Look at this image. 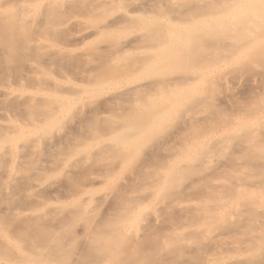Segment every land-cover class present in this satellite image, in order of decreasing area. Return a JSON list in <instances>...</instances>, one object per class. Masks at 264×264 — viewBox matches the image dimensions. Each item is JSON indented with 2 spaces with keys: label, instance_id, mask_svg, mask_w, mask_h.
I'll list each match as a JSON object with an SVG mask.
<instances>
[{
  "label": "bare ground",
  "instance_id": "bare-ground-1",
  "mask_svg": "<svg viewBox=\"0 0 264 264\" xmlns=\"http://www.w3.org/2000/svg\"><path fill=\"white\" fill-rule=\"evenodd\" d=\"M55 1L68 5L73 0H0V26L7 18H10L7 24L16 25L19 16L24 21L31 18L33 22L36 8L54 5ZM119 1H125L121 5L127 6L126 10L119 12V9L117 14L104 20V28L128 21L132 14L133 19L135 14L129 16L130 12L144 14V9H154L157 13H152V20L144 17L145 23L139 32L123 37L119 44L111 42L118 47L111 45L116 48H113L115 52H111L110 42L101 43V47L111 49L107 53L110 58L117 52L141 46V56H138L139 61L143 59L139 69L146 72L152 67L151 75L90 97L91 101L85 105L80 103L79 107L71 103L72 92L63 96L64 88H55L59 79L53 82L54 86L37 81L42 67L39 61L27 63L29 68L24 75L12 73L14 58L18 57L14 41L20 40L8 35L10 40L8 37L3 40L5 36L1 34L5 30L0 27L3 29L0 30V197L29 196L33 202H42H38L40 206L35 202L15 204L7 209L10 217L21 216L19 220L27 217L26 223L22 222L26 225L18 223L17 226L13 224L15 218L0 214V264H125L120 256L131 258L130 253L124 252L129 249L138 256L134 261L141 259L138 263L144 264L141 263L144 259L139 257L146 251L139 252V256L134 245L137 244V249V239L146 236L147 231L143 233V230L165 220L170 224L166 223L167 232H157L168 239L166 245H176L175 251L180 249L177 244L189 249L181 248L187 252L182 254L177 251L185 257L183 261L177 254L179 264H192L193 257H202L204 252L201 256L198 254L201 245H207L206 248L209 245L208 253L212 248L219 253L213 257L206 254L207 258L196 260L199 264H264V0H165L171 1L165 8H159L163 0ZM16 4L30 7L19 15L11 10ZM71 19L69 22L74 26L83 20ZM95 28H84L74 40L82 43L98 32ZM37 44L42 49H52L51 52L62 49L53 48L41 39ZM86 50L82 54L95 52ZM92 55H97L94 59L90 57L93 61L102 57ZM103 57L100 61L107 62L109 58ZM98 113L112 118L113 122L118 118L108 130L102 131L95 124ZM91 168L95 169L91 174L85 173ZM80 171L90 176L89 183L83 184L74 175ZM44 191L53 195H66L70 191L64 199L69 196L73 204L69 203L70 207L75 206L77 211L73 214L69 211L64 216L66 220L60 217L63 220L57 219L52 224L41 223L50 214L41 209L45 208L46 201L38 193ZM55 199L54 202L60 200ZM61 202L58 206L51 202V207L46 202V206L59 208L57 211L62 213L68 204L64 207ZM98 204L127 210L120 214L121 218L116 217L123 221L122 225L119 223L121 230L119 226L106 227L112 224L110 215L100 217V222L98 218V223L91 221L89 216ZM82 212L85 217L77 216ZM93 215L95 218L98 214ZM70 225H75L74 235L79 237L74 251L63 248L67 247L64 230ZM43 230L47 235H43ZM148 230L152 233L156 229ZM131 239H135L133 243ZM157 241L150 249L161 248L165 240ZM203 250L206 249L203 247ZM193 251L198 253L193 256Z\"/></svg>",
  "mask_w": 264,
  "mask_h": 264
},
{
  "label": "rangeland",
  "instance_id": "rangeland-1",
  "mask_svg": "<svg viewBox=\"0 0 264 264\" xmlns=\"http://www.w3.org/2000/svg\"><path fill=\"white\" fill-rule=\"evenodd\" d=\"M32 1V0H31ZM92 0H73V1H68L67 3H68V5L66 4V2L64 3V4H62L60 1V5H58L59 4V2L57 3L56 1H55V3H57V4H55V3H53L54 5H51L50 3L48 4V5H51V6H47V7H45L44 8V6L42 5H38L39 6V8L40 7H42L41 9H39L38 10V8H36V16L34 15V17H33V19H32V21L33 22H31L30 20H31V18H29V21H27L28 19H26V21H24L23 19H21L20 18V16L18 17V20H19V23H18V21L16 20V18H13V20H16V25L14 24V26H13V24H11V22L9 23L8 22V24H7V20H10V18H5L6 19V21L5 20H3V21H5L4 23H3V21H2V23H3V25L2 26H0V27H3L4 28V32H3V34H1V37H4V39L3 40H6L5 38L6 37H12V39H17V40H20V41H14V42H16L14 45L15 46H17V50H16V56H18L17 57V59L16 58H14V64L12 65L13 66V71H12V73H14L16 76L18 75V76H21V75H24L25 74V72L28 70V68H29V64H27V63H32V62H38V63H40L41 64V66L42 67H40L39 68V71H40V73H38V75H39V78L37 79V77H35L36 79H37V81L38 80H40L39 82H42V83H46L47 82V84L49 83V84H51V86H54L53 85V82L55 81V83L56 82H58L59 81V83H56L57 84V87L55 86V88H57V89H61L62 90V88H64L63 89V91H64V93L65 94H63V96H66V95H68V93H70V92H72L71 94H69L70 96L72 95V100H71V103H74V105L76 104L77 105V107H79L78 105L81 103V104H87L89 101H91V99H90V97H95V95H103V94H105L104 92L106 91V93H108L107 91H110V90H114V89H116V88H119V87H123L124 85H128V83H130V82H133L134 80H141V78L142 79H144V78H146V77H149L150 75H151V71H152V67H150L151 69H147L146 70V72H144L145 71V69H139L140 68V64H139V62H141V60L143 59H141L140 61H139V59H140V57L139 56H141V54H139L141 51H139V50H142L141 49V46H133V48L134 49H132V47L131 48H128L127 50L128 51H121V53H118L117 52V54H114V56L115 57H107L108 56V52L109 51H111V49H109V50H107V48H103V47H101V45L103 44V43H109L110 42V44H109V46H111V45H113L114 43H116V44H119L120 43V41H122L121 39H123V37H126L127 38V36H129L131 33L133 34V33H135L136 31L137 32H139L140 31V29L142 28V26L144 25V21H142L143 19L145 20V18H147V19H149L150 18V20H152L154 17V14H152L153 12L155 13H157V11H155L154 9V11L153 10H149V9H144V14H143V11L140 13V11L139 12H130V14H129V16L132 14V13H134L135 15V17L132 19V17H133V14L131 15V19L129 18V20L131 21V23H130V21L128 20H123V21H120V22H118L117 24H115L114 26H107V27H105L104 28V25H105V22H104V20L106 21V19H108V18H110L111 16H114L115 14H117L118 13V11H119V9H120V11L119 12H121V11H124V10H126V7L124 6L125 5V1H122L123 3H124V5H121V4H123V3H121V1H119V0H115L116 2H114L113 3V5H112V2L114 1H112V2H110V3H107V2H105L107 5H105V4H101L100 6L99 5H97L99 2H104L105 0H103V1H96V4L95 3H93L92 4V2L94 1H92ZM108 1V0H107ZM74 2V3H73ZM88 2H90L91 3V7H90V3H88ZM169 2H171V1H169ZM167 3L165 0H163L161 3H159L161 6H159V8H161L162 6H163V8H165L168 4V7L170 6V3ZM24 3V2H23ZM25 3H27V1H25ZM29 3H31V2H29ZM52 3V2H51ZM70 3V4H69ZM18 4H20V3H18ZM22 4V3H21ZM127 4V3H126ZM26 4H24V5H18L17 6V4L15 5L16 7L15 8H17V9H15V8H13V9H11L12 11L13 10H19L20 9V11H18V12H16L15 11V13H19V15H21V12L22 13H24V12H27L29 9H27V8H29L30 6L29 5H27V7L25 6ZM58 5V6H57ZM70 5V6H69ZM98 7H96V6ZM110 5H112V6H110ZM37 6V7H38ZM96 8H95V7ZM104 7V6H106V7H104L103 9H101L102 7ZM110 6V7H109ZM115 6V7H114ZM23 8V9H21V8ZM26 7V8H25ZM67 7V8H66ZM167 7V8H168ZM24 8H25V10L26 11H23L24 10ZM105 8H107V9H105ZM111 8H113V9H111ZM166 8V9H167ZM48 9H50V10H48ZM72 9V10H71ZM99 11H98V10ZM41 10V11H40ZM147 10V11H146ZM38 11V12H37ZM53 11H55V13L53 12ZM117 11V12H116ZM14 12V11H13ZM53 12V13H52ZM59 12V13H58ZM91 12V13H90ZM92 12H93V14H92ZM116 12V13H115ZM41 13H43V14H41ZM58 13V14H57ZM155 13V14H156ZM47 14H49V15H47ZM79 14V15H78ZM81 14V15H80ZM92 14V15H91ZM114 14V15H113ZM84 15V16H83ZM150 15H152V16H150ZM42 16V17H41ZM68 16H69V18H68ZM74 16V17H73ZM77 16V17H76ZM146 16V17H145ZM156 16V15H155ZM26 17V16H25ZM31 17V16H30ZM46 17H50V18H47L46 19ZM65 17V18H64ZM82 17V18H81ZM87 17V18H86ZM145 17V18H144ZM40 19V21H39V19ZM64 18V19H63ZM73 19V18H80V19H83L82 21H80V24L79 25H76V26H74L73 24H71L69 21H70V19ZM49 19V20H48ZM69 19V20H68ZM71 19V20H72ZM46 20V21H45ZM11 21H12V19H11ZM21 21V22H20ZM43 21H45V24H44V22ZM134 21V22H133ZM52 22V23H51ZM54 22V23H53ZM82 22V23H81ZM102 22H104V23H102ZM123 24H122V23ZM127 22H128V24H127ZM141 22V23H140ZM18 23V24H17ZM22 24V26L21 25H19V24ZM25 23H26V25H25ZM28 23H30V24H28ZM39 23V25H37V24ZM126 23V24H125ZM134 23V24H133ZM139 23L141 24V25H139ZM142 23H143V25H142ZM36 24V25H35ZM83 24V25H82ZM86 26H85V25ZM104 24V25H103ZM129 24H131V25H129ZM1 25V24H0ZM7 25H9V26H7ZM11 25V26H10ZM19 25V26H18ZM30 25V26H29ZM99 25H100V27H99ZM103 25V27H101ZM139 25V26H138ZM25 26V27H24ZM36 26H38V27H36ZM52 26V27H51ZM68 26V27H67ZM79 26V27H78ZM140 26H141V28H140ZM33 27V28H32ZM41 27H43V28H41ZM48 27H51L50 28V30H49V28ZM89 27V28H88ZM93 27H97V28H95V29H98V32L95 34V35H92V36H90V37H88V38H86L85 39V41H83L82 43H79V42H77V41H75L74 40V37H75V35H77V34H79V33H81V32H83L84 30V28H85V30L86 29H90V28H93ZM108 27H110V28H108ZM10 28V29H9ZM14 28H16L14 31H12ZM22 28V29H21ZM37 28V29H36ZM46 28V29H45ZM140 28V29H139ZM43 29H45V30H47V31H45V30H43ZM139 29V30H138ZM0 30H3V29H0ZM40 30H41V35H40ZM104 30V31H103ZM45 31V32H44ZM0 32H2V31H0ZM15 33L14 34V36H16L15 38H14V36H12L13 34H11V33ZM19 32H21L20 34H19ZM136 32V33H137ZM44 33H45V35H44ZM47 33H49V34H47ZM74 33V34H73ZM19 34V35H18ZM73 34V35H72ZM131 34V35H132ZM8 35V36H7ZM35 35V36H34ZM130 35V36H131ZM48 36H50L51 38H49ZM8 37V38H9ZM34 37H36V38H34ZM7 38V39H8ZM10 38L8 39V41L10 40ZM28 38V39H27ZM12 39H11V41H12ZM44 40V41H46V42H48L49 43V45L51 46L52 45V47L53 48H57V47H59L61 50H58L57 52H55V51H53V52H51L52 51V49H50V51L48 50V49H42L43 47H41L40 46V44H37L36 45V41L37 40ZM73 39V40H72ZM13 42V43H14ZM26 42V43H25ZM75 43V44H72V43ZM111 42H113V44L111 43ZM12 43V42H11ZM102 43V44H101ZM72 44V45H71ZM115 44V45H116ZM20 45V46H19ZM22 45V46H21ZM69 45V46H68ZM104 45V44H103ZM115 45H113V46H115ZM137 45V44H136ZM26 46V48H23V47H25ZM29 46V47H28ZM31 46V47H30ZM35 46V47H34ZM41 48H40V47ZM98 46L99 47H101L102 49H104V51L102 50V49H99L98 48ZM117 46V45H116ZM115 46V47H116ZM94 47H97V48H94ZM115 47H113V48H115ZM138 47V49H136V48ZM21 48H22V50H21ZM38 48V49H37ZM110 48H112V46L110 47ZM112 48V49H113ZM116 48H118V47H116ZM115 48V49H116ZM20 49V50H19ZM37 49V51H35ZM79 49V50H78ZM83 49L85 50V49H87L86 51H89V50H93V51H95V52H91L92 54H98V55H100V56H105V57H103L104 59H108L107 60V62H101L100 61V59L102 60V57H98L99 59H95L94 61H93V59L94 58H96V56L97 55H95V57L90 53V51L88 52V53H90L89 55L87 54V52H85V54L83 55L82 54V51H83ZM95 49H97V51L98 52H100V53H96V50ZM99 49V50H98ZM115 49H113L111 52L113 53V52H115L116 50ZM41 50H43L42 52H41ZM46 50V51H45ZM54 50V49H53ZM63 50V51H62ZM107 50V52H105ZM115 50V51H114ZM24 51V52H23ZM35 51V52H34ZM60 51H62V53L60 54L59 52ZM81 53H80V52ZM101 51H103V52H101ZM40 52V53H39ZM71 52V53H70ZM125 52V53H124ZM14 53V54H15ZM19 53V54H18ZM29 53V54H28ZM36 53V54H35ZM42 53H44V54H42ZM51 53V54H50ZM63 53H64V55H63ZM70 53V54H69ZM76 53V54H75ZM102 53V54H101ZM38 54V55H37ZM46 54V55H45ZM72 54H74V55H72ZM81 54V55H80ZM111 54V53H110ZM118 54H120V56L118 55ZM37 55V56H36ZM57 55V56H56ZM61 55V56H60ZM78 55V56H77ZM87 55V57H85ZM92 55V56H91ZM139 55V56H138ZM29 56H31V57H29ZM43 56V57H42ZM136 56H138L137 58H136ZM14 57H15V55H14ZM22 57H24V59L22 58ZM29 57V58H28ZM57 57V58H56ZM90 57H94L93 59H91L90 60ZM31 58H33V59H31ZM86 58H87V60H86ZM19 60H21V61H19ZM34 60V61H33ZM49 60V61H48ZM97 60H99V62H101V63H99ZM111 60V61H110ZM23 61V62H22ZM26 61V62H25ZM42 61H44V62H42ZM89 61H91L90 63H89ZM110 61V62H109ZM138 62L137 64L135 63V62ZM153 61H156V59L155 60H153ZM17 62V63H16ZM93 62V63H92ZM98 62V63H97ZM158 62V61H157ZM16 63V64H15ZM22 63V64H21ZM48 63H50V64H48ZM131 63V64H130ZM153 63H155V62H151L150 64H153ZM20 64V65H19ZM34 64H36V63H34ZM97 64H100V65H97ZM139 64V65H138ZM45 65H47V66H45ZM95 65H97V66H95ZM104 66V67H103ZM130 66V67H129ZM133 66V67H132ZM26 67V68H25ZM84 67V68H83ZM86 67V68H85ZM23 68V69H22ZM43 70H42V69ZM48 69V70H44V69ZM96 68V69H95ZM103 68V69H102ZM136 68L138 69V70H136ZM27 69V70H26ZM41 69V70H40ZM82 69V70H81ZM86 69V70H85ZM85 70V71H84ZM125 70H126V72H125ZM25 71V72H24ZM42 71V72H41ZM85 72V73H84ZM122 72V73H121ZM128 72V73H127ZM84 73V74H83ZM99 73H101V74H99ZM126 73V74H125ZM150 73V74H149ZM80 74H82V76L80 75ZM85 74H87V75H85ZM91 74V75H90ZM142 74V75H141ZM149 74V75H148ZM47 75V76H46ZM144 75H146V76H144ZM148 75V76H147ZM45 76V77H44ZM51 76V77H50ZM57 76V77H56ZM35 78H33V80L35 79ZM51 78L52 79H55V80H51ZM63 78V79H62ZM96 78H98V79H96ZM57 79H59L58 81H56ZM95 79V80H94ZM43 80V81H42ZM67 80L69 81V82H67ZM80 80H82V81H80ZM70 81H72V82H74L73 84H71L70 83ZM95 81H98V82H95ZM106 81H108V82H106ZM34 82H36V80H34ZM51 82V83H50ZM62 82V83H61ZM91 82V83H90ZM66 83V84H65ZM99 83V84H98ZM124 83V84H123ZM46 84V85H47ZM71 84V85H70ZM83 84V85H82ZM94 84V85H93ZM70 85V86H69ZM81 85V86H80ZM96 86H98V87H96ZM116 86V87H115ZM86 88V89H83L84 91H82V88ZM88 87V88H87ZM79 88V89H78ZM81 88V89H80ZM98 88V89H97ZM109 88V89H108ZM108 89V90H107ZM71 90V91H70ZM79 91H81V92H79ZM67 92V93H66ZM84 92V93H83ZM89 92V93H88ZM93 92H95V93H93ZM73 93H75V94H73ZM88 93V94H87ZM92 95H91V94ZM87 94V95H86ZM77 95V96H76ZM68 97V96H67ZM74 97V98H73ZM75 97H77V99L75 98ZM89 98V99H88ZM88 100V101H86V100ZM77 101V102H72V101ZM81 101V102H80ZM86 101V102H85ZM83 102H85V103H83ZM150 108V107H149ZM148 108H146L145 109V111L147 112L148 110H147ZM224 110V109H223ZM144 111V110H143ZM142 111V112H143ZM224 111H227L228 112V109H225ZM104 116L105 114H97L96 115V122H95V124L97 125H95L96 126V128L97 129H102V131H104V130H108V127L113 123L114 124V122H115V120H116V118H118V117H115V119H114V122H113V119L112 118H105V116L102 118V117H99V116ZM82 116H84V114L82 115ZM82 116H80V117H82ZM108 116V115H107ZM100 118V119H99ZM98 122V123H97ZM101 122H103V123H101ZM116 123V122H115ZM105 124V125H104ZM107 126V127H106ZM111 127V126H110ZM79 130V129H78ZM81 131V130H80ZM89 136V135H88ZM95 169H97L96 167H94ZM94 169V170H95ZM93 170V168H91L90 170H85V173H87L88 172V175H89V173L90 172H93L94 171ZM97 171V170H96ZM82 172H84V171H80V172H78V175L77 174H74V175H76V177H77V179H79L83 184H86V183H89L90 182V176L89 177H86V176H88V175H86V176H84L85 175V173H82ZM77 173V172H76ZM82 174V175H81ZM91 174V173H90ZM93 174V173H92ZM79 176V177H78ZM92 176V175H91ZM89 178V179H88ZM63 184V183H62ZM45 192V191H44ZM44 192H39L38 194L40 195L39 196V198L41 197L42 199L44 198L45 199V201L46 202H48V204L46 203V202H44L43 204H44V206H45V208L44 207H42L41 209H43V211H45V212H48V213H50V214H46V216H45V218H43V219H45V220H42V221H40L41 223L43 222H45L46 224H52V223H55V222H58L59 220H57V219H61L60 217H64V216H68V212L69 211H71V213L73 214L74 213V210L75 211H77V208L74 206H72V208L70 207V204L71 205H73L72 203H70V201H69V196L67 197V198H65L64 199V197L66 196V195H69V194H71V192L69 193H67L66 195L65 194H63V193H57L56 195L58 196V198L57 199H60L59 201L61 202H64L63 204H65L64 205V207H66V205H67V207L68 208H64L63 209V211H62V213H60L59 211H57V210H54V209H52V208H49L48 209V207H51V202H53L55 205H57L58 204V200L57 199H55V194L53 195V194H51V193H48V191H46L45 193ZM44 194H46V195H44ZM51 195H53V197L51 196ZM60 195V196H59ZM15 196V195H14ZM10 196V198L8 197V198H1L0 197V214H2V215H4V217H6L7 215V217L10 219V218H13V220H14V218H15V223H14V221H13V224H15V225H17V226H22L24 223H26V222H24L25 220H27L28 218L26 217H22V218H24L23 220L21 219V220H19L18 219V217L19 216H16V217H10L11 215H9V214H7V213H9V212H7V211H9V210H7L9 207H13V206H15V204L16 205H22V204H27V203H35V202H37V201H35V202H33L34 200L31 198V197H29V196ZM45 196V197H44ZM56 196V197H57ZM23 197V198H22ZM50 197L51 198H53V199H50ZM12 198V199H11ZM28 198V199H27ZM7 199V200H6ZM25 199V200H24ZM31 199V200H30ZM54 199L55 200H57V201H55L54 202ZM33 200V201H32ZM49 200L51 201V200H53V201H51V202H49ZM15 201V202H14ZM18 201V202H17ZM23 201V202H22ZM43 201V200H42ZM67 203H66V202ZM9 202V203H8ZM25 202V203H24ZM39 202V201H38ZM38 202L36 203V204H38ZM61 202V203H62ZM11 203V204H10ZM39 203H42L41 201L39 202ZM59 204V205H63V204ZM70 203V204H69ZM35 204V205H36ZM46 204L47 205H49L48 207L46 206ZM41 204H38V206H40ZM98 205H100V204H98ZM96 206V208L95 209H93V213H91V215H90V213L88 212L87 213V216L88 215H90L89 216V218L91 219V221L93 220V221H95L96 223H98V222H100V219L102 218V217H104V216H106L107 218H108V216H109V219H111L110 221L112 222V224H110V226H108V225H106V227H111V226H113L114 228L116 227V226H119L120 227V229L119 230H121V227L122 226H120V225H122V222L123 221H121V219L120 220H118L119 218H121V215L120 214H124L127 210L126 209H120L121 207H119L118 209L117 208H106V206L105 205H103V206ZM58 206V205H57ZM52 207H55V206H52ZM38 208H40V207H38ZM104 208V209H103ZM1 209H3V210H1ZM61 210H62V208H60ZM72 209V210H71ZM118 210V213H117V210ZM40 210V209H39ZM39 210H36L38 213H39ZM120 210V211H119ZM4 211V212H3ZM35 211V212H36ZM98 211V213H95V212H97ZM7 212V213H6ZM106 212V213H105ZM108 212V213H107ZM120 212V213H119ZM174 212H176V210L174 211ZM58 213V214H57ZM184 213V212H183ZM5 214H6V216H5ZM63 214V215H62ZM93 214H98V215H96L95 216V218L94 217H92V215ZM102 214H104V215H102ZM115 214H116V216H115ZM118 214V215H117ZM173 215H174V213H172ZM48 215V216H47ZM84 216L85 215V213H83L82 212V214L81 215H78L77 214V216ZM100 215V216H99ZM112 215V216H111ZM177 215V214H176ZM76 216V217H77ZM86 216V217H87ZM94 216V215H93ZM99 216V217H98ZM6 217V218H7ZM21 217V216H20ZM19 217V218H20ZM85 217V216H84ZM101 217V218H100ZM116 217H119V218H116ZM99 218V219H98ZM18 219V220H17ZM29 219L31 220L32 219V217H29ZM63 219H65L66 220V218L64 217ZM63 219H61V220H63ZM99 221H98V220ZM103 219H105V218H103ZM102 219V221H104ZM30 220H28V222L30 221ZM55 220H57V221H55ZM60 220V221H61ZM81 220V219H80ZM98 222H97V221ZM113 220V221H112ZM165 220V219H164ZM20 221V222H19ZM76 221H79V219H77ZM161 221V220H160ZM166 221V220H165ZM163 221V222H161V224H157V223H153L154 225H155V227L154 226H152L151 225V223H150V225L152 226V227H150V228H152V229H156V230H153V232L151 233V230H150V232H149V230L148 229H150L149 227H147L148 229L147 230H143V233L145 232V231H147V233L148 234H150V235H147V233L145 232L144 234L146 235L145 237H142V239H137L139 242V244H138V247H137V249L135 248L136 247V245H134L135 247H134V251L137 253V255H139V254H142V252H144V251H146V252H144V254L145 255H147V256H144V254H142L141 256H144V257H141L140 255V257L139 258H143L144 259V261H142L141 263H144V264H152V263H154V264H169L170 262H172V261H174L173 263H170V264H179V260L180 259H184L185 257L184 256H180V254H178V252H180L181 254H182V252H186V251H182L183 249H181V248H183L184 246L186 247V245H184L183 247H181V246H179L178 244H177V247H180V249H177V251H175L176 250V245H172V243H170L169 245H166L167 244V240L165 239V237L162 235L164 232H167L165 229V227H167V224H168V221ZM22 222H24V223H22ZM30 222H32V221H30ZM49 222V223H48ZM72 223L73 222H75V220L74 221H71ZM110 222V223H111ZM151 222H153V221H151ZM165 222V224H163ZM17 223V224H16ZM18 223H20L19 225H18ZM119 223H120V225H119ZM143 223L145 224V220L143 221ZM143 223L141 224L142 226H143ZM167 223V224H166ZM114 224H115V226H114ZM24 225H26V224H24ZM149 225V226H150ZM162 225V228L160 227ZM168 225H170V224H168ZM141 226V227H142ZM147 226H148V224H147ZM118 227V228H119ZM154 227V228H153ZM158 227H160V228H158ZM32 229H33V226L31 227ZM34 228L36 229L37 228V226L35 225L34 226ZM117 228V227H116ZM42 229V228H41ZM67 229V230H66ZM64 231H65V243H66V245L65 246H69L68 248L67 247H63L64 249H66L67 251H74L76 248H77V246H78V242H79V237L77 236H75L74 234L76 233V227H75V225H70L69 226V228H66ZM145 229H146V227H145ZM34 230V229H33ZM157 230H164L163 232H159V233H162V234H158V232H157ZM37 231V230H36ZM41 231V230H40ZM68 231V232H67ZM42 232V231H41ZM40 232V233H41ZM73 232V234H71V233ZM157 234V235H156ZM43 235L45 236V235H47V233L45 232L44 233V230H43ZM68 235V236H67ZM154 235V236H153ZM70 236V237H69ZM75 236V237H74ZM149 236V237H148ZM163 236V237H162ZM148 237V238H147ZM155 237V238H154ZM162 237V238H161ZM76 238V239H75ZM150 238V239H149ZM152 238V239H151ZM184 238V237H183ZM155 239H156V241H155ZM165 240V241H163V243H162V247H164L165 245V247H164V249L161 247V248H158L157 249V247L154 249V250H152V249H150V248H152L151 246L153 245V247H154V244H155V242H158L157 240ZM76 241V243L74 242V241ZM78 240V241H77ZM132 240V239H131ZM135 240V239H134ZM134 240H132V243H133V241ZM144 240V241H143ZM149 240V241H148ZM153 240V241H152ZM69 241V242H68ZM71 241V242H70ZM181 241V240H180ZM182 241H184V240H182ZM186 241V240H185ZM185 241H184V243H185ZM128 242V241H127ZM126 242V243H127ZM144 242H146V244H144ZM160 242V241H159ZM69 243H73L72 245H70ZM78 243V244H77ZM128 243H130V241L128 242ZM128 243H127V245H128ZM131 243V244H132ZM150 243V245H148V244ZM180 243V242H179ZM182 244H183V242H181ZM75 244V245H74ZM131 244H129L130 246H133V245H131ZM176 244V243H175ZM128 245V246H129ZM142 245L144 246V248L146 249V250H144V248H142ZM168 246H170V247H168ZM175 246V247H174ZM202 247H200L201 249L200 250H203V247H204V249H206V250H203V251H201V253H200V250H198L199 251V253H198V251L197 252H195V251H193L194 252V254H192L193 256L194 255H196V253H198L200 256L203 254V252H204V258H207V257H209V256H212V255H218V253H216L215 251H213V250H216V249H214V248H212L213 250H211L210 249V253H208V251H207V248L209 249V245H208V247L206 248V246L207 245H201ZM167 247V248H166ZM184 247V248H185ZM72 248V249H71ZM132 248V247H131ZM165 248L167 249V250H165ZM141 249H143V251L141 250ZM149 250V252H148V250ZM128 250V249H127ZM130 250V249H129ZM124 251V252H127V253H130L132 256H131V258L130 257H128V256H124V255H122L123 257H128L127 259H124L122 256H120L121 257V259L120 260H122V262H125V264H137L138 263V261H140L141 259H138V261L136 262V261H134L136 258H138V256H136V255H133L132 253H131V251ZM141 250V251H140ZM185 250H189L188 248H185ZM218 250H220V249H218ZM153 251V252H152ZM206 251V252H205ZM211 251H213V252H215L214 254H211L212 252ZM224 251V250H223ZM139 252H141V253H139ZM149 254H148V253ZM176 252V253H175ZM126 253V255H128ZM135 253V254H136ZM139 253V254H138ZM183 253V254H184ZM187 253V252H186ZM129 254V255H130ZM153 254V255H152ZM172 254V255H171ZM180 256V259L178 258L179 256ZM206 254H208L207 255V257L205 256ZM210 254V255H209ZM191 255V256H192ZM198 255V256H199ZM136 256V257H135ZM177 256V257H176ZM203 256L202 257H197V259H195V257H193L192 259L194 260V262L191 260L190 262L192 263V264H194V263H198V261L200 260L201 261V259H203ZM135 257V258H134ZM157 257H158V259H157ZM168 257V258H167ZM170 257H173V258H170ZM213 257V256H212ZM134 258V259H133ZM124 259V260H123ZM150 259V260H149ZM190 259H191V257H190ZM189 259V260H190ZM177 260V261H176ZM185 260V259H184ZM183 260V261H184ZM196 260H198L197 262H196ZM155 261V262H154ZM118 262V261H117ZM121 262V261H120ZM120 262H118V263H120ZM147 262V263H146ZM149 262H151V263H149ZM159 262V263H158ZM169 262V263H168ZM182 262V261H181ZM189 262V261H188ZM188 262H185V263H188ZM200 263V262H199ZM198 263V264H199ZM120 264H123V263H120ZM139 264V263H138ZM181 264V263H180ZM190 264V263H189Z\"/></svg>",
  "mask_w": 264,
  "mask_h": 264
}]
</instances>
